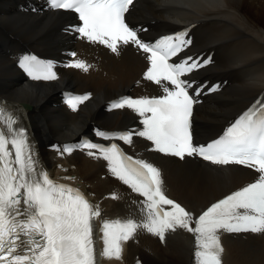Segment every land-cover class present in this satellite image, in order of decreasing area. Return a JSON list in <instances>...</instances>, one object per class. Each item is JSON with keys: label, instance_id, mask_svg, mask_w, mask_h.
I'll return each mask as SVG.
<instances>
[{"label": "bare ground", "instance_id": "obj_1", "mask_svg": "<svg viewBox=\"0 0 264 264\" xmlns=\"http://www.w3.org/2000/svg\"><path fill=\"white\" fill-rule=\"evenodd\" d=\"M131 23L144 29V41L187 30L192 44L187 55L211 57V64L190 74L194 88L218 83L219 91L202 97L195 111L198 141L211 139L264 89V0H136ZM134 2V3H135ZM42 0H0V96L24 112L34 132L40 161L63 171L83 186L101 209L104 220H141L138 196L109 171L108 162L78 153L59 158L46 146L90 132L92 127L142 131L143 117L131 109L113 110L109 102L122 94L136 97L165 94L145 79L147 55L134 45L108 47L92 43L64 28L68 12L41 9ZM190 28V29H189ZM67 50L76 55L67 58ZM33 53L51 57L54 64L79 59L88 71L54 67L56 80H29L19 60ZM29 80V81H28ZM75 89L90 98L73 110L62 93ZM49 141V142H48ZM129 151L161 172L165 195L199 215L211 204L256 180L255 170L238 165H215L194 157H171L154 150L153 142L133 136ZM115 195L117 198H113ZM102 264H196L195 237L185 229L158 236L138 230L123 242L122 259L105 258L99 233ZM222 264H264V234L222 233Z\"/></svg>", "mask_w": 264, "mask_h": 264}, {"label": "snow or ice", "instance_id": "obj_2", "mask_svg": "<svg viewBox=\"0 0 264 264\" xmlns=\"http://www.w3.org/2000/svg\"><path fill=\"white\" fill-rule=\"evenodd\" d=\"M134 0H49L56 10L78 14L80 25L66 31L77 33L113 53L119 45H134L147 55L145 79L162 87L161 97H121L112 109L128 108L143 117L142 131L123 133L98 131L106 139L128 145L133 136L153 142L154 150L183 159L199 156L215 165H241L259 173L258 179L211 204L194 215L165 195L160 170L143 159L126 154L118 143L109 145L84 141L78 145H54L61 155L76 149L108 162L109 171L139 201L142 219L104 220L102 231L105 258L122 259L123 242L138 230L158 236L185 229L195 237L196 264H222V233L264 234V96H261L224 131L207 144L193 142L191 116L194 99L206 86L185 79L211 63V57L187 56L169 62L192 44L184 30L143 41L125 20ZM70 55L75 56L76 53ZM19 65L33 80H56L54 62L25 55ZM88 71L90 65L75 60L68 65ZM219 85L207 88L215 92ZM192 89V94H189ZM89 95L70 96L67 104L76 110ZM68 179H74L68 177ZM113 198H117L113 195ZM101 209L79 188L53 181L39 163L38 152L14 113L0 106V264H95L94 232Z\"/></svg>", "mask_w": 264, "mask_h": 264}]
</instances>
